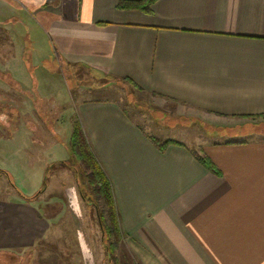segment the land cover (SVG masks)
<instances>
[{
	"label": "crops",
	"instance_id": "0c3cea01",
	"mask_svg": "<svg viewBox=\"0 0 264 264\" xmlns=\"http://www.w3.org/2000/svg\"><path fill=\"white\" fill-rule=\"evenodd\" d=\"M121 1L138 0H0V108L17 119L0 144L39 135L34 120L43 132L56 125L37 108L22 113L33 99L15 95L35 87L38 98L49 87L33 73L42 41L63 64L157 97L178 115L264 117V0H156L149 13L119 9ZM74 111L111 185L122 263L264 264V136L159 140L114 99H78ZM152 139L181 145L160 150ZM42 204L0 193V255L42 239L51 220Z\"/></svg>",
	"mask_w": 264,
	"mask_h": 264
},
{
	"label": "rangeland",
	"instance_id": "374dc122",
	"mask_svg": "<svg viewBox=\"0 0 264 264\" xmlns=\"http://www.w3.org/2000/svg\"><path fill=\"white\" fill-rule=\"evenodd\" d=\"M3 33L0 26V40ZM41 43L37 47L40 56L33 62V73L49 80V87L41 90L38 98L35 87H27L26 92L22 88L15 95L33 99L32 105H27V108L23 105L22 113L32 109L36 114L37 108L46 113L48 120L55 118L56 125L53 131L43 132L42 125L40 128L34 120L39 135H31L28 131L30 136L22 133L16 142L15 135L3 141L0 144V171L10 176L13 187L24 196L34 190L32 196L44 182L42 192L33 201L47 205L43 211L51 220L45 235L32 249L4 253L0 255V264H124L121 254L126 249L118 251L117 247L113 253L114 260L107 255L105 234L99 220L104 209L102 202L93 194L92 187L87 185L80 172L75 178L73 172L61 163L68 159L67 145L76 119L74 107L78 99H114L120 102L141 128L159 140L182 138L189 142L196 137L197 143L201 144L228 138L246 139L245 134L264 136V117L235 121L178 115L174 106L157 97L138 95L97 73L63 64L47 49L44 41ZM2 115L7 121L4 122L2 117L4 120L0 127L8 128L7 132L13 134L17 121L15 115L4 114L0 108V117ZM36 182L42 183L34 189ZM13 187L4 175H0V193L21 196ZM111 241L109 238V243Z\"/></svg>",
	"mask_w": 264,
	"mask_h": 264
},
{
	"label": "trees",
	"instance_id": "16d2710c",
	"mask_svg": "<svg viewBox=\"0 0 264 264\" xmlns=\"http://www.w3.org/2000/svg\"><path fill=\"white\" fill-rule=\"evenodd\" d=\"M154 1L156 0L121 1L118 3V8L126 10H140L145 13H149L150 6ZM24 58L27 62L28 57ZM152 141L160 150H163L169 144L181 145L171 140L160 144L155 139H152ZM67 151L69 153L68 159L62 161L61 163L73 172L75 178L80 172L83 175L87 185L92 187L93 194L102 202L104 209L102 214L99 215L100 226L105 234V248L107 255L114 260L113 253L117 249L118 242L120 240V230L118 227L111 185L92 152L90 151L81 126L76 119L73 120ZM195 158L205 168L210 170L214 169L209 159L205 156L196 155ZM0 175H4L8 179L11 187H13L11 178L6 172L0 171ZM44 186L45 183L43 182L39 191L30 197L21 195L18 190H16V188H13L21 195L23 199L27 201H33L42 192ZM109 238L112 240L111 243H109Z\"/></svg>",
	"mask_w": 264,
	"mask_h": 264
},
{
	"label": "flooded vegetation",
	"instance_id": "af4514ba",
	"mask_svg": "<svg viewBox=\"0 0 264 264\" xmlns=\"http://www.w3.org/2000/svg\"><path fill=\"white\" fill-rule=\"evenodd\" d=\"M0 42H2V41H0ZM3 76H4V74H2V73L0 72V79L3 80V79H4ZM8 82L12 84L11 79H9ZM3 120H4V118L0 117V122L3 121ZM42 121H43L44 124H48V122H49V121L47 120V118L44 117V116H42ZM6 132H7V131H6L5 128L0 127V135H3V134L6 133Z\"/></svg>",
	"mask_w": 264,
	"mask_h": 264
}]
</instances>
